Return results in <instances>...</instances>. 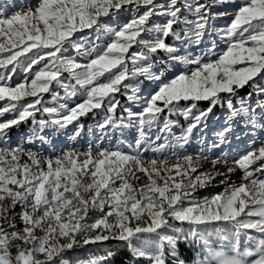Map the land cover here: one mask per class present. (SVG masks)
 <instances>
[{"label":"snow or ice","instance_id":"6c2138e0","mask_svg":"<svg viewBox=\"0 0 264 264\" xmlns=\"http://www.w3.org/2000/svg\"><path fill=\"white\" fill-rule=\"evenodd\" d=\"M117 94L139 110L117 116ZM0 102V264H70L108 242L129 264H264V0H0ZM217 107L209 146L196 133ZM89 114L103 117L99 140L119 134L115 147L44 154L55 137H81ZM237 125L251 143L225 151Z\"/></svg>","mask_w":264,"mask_h":264},{"label":"rangeland","instance_id":"374dc122","mask_svg":"<svg viewBox=\"0 0 264 264\" xmlns=\"http://www.w3.org/2000/svg\"><path fill=\"white\" fill-rule=\"evenodd\" d=\"M122 19H127V15L123 17ZM231 20V15L227 17H223L218 19L215 23L217 26V29H223L227 26V24ZM210 42L206 41L204 45H202L199 48L194 47L193 48V54L194 55H202V52L207 51V46ZM217 47H216V52L217 54L221 53L222 51L226 50L227 44L224 43L223 41L217 40L216 41ZM67 55L75 56V50H70ZM79 60V58L77 57ZM83 62V61H81ZM39 67V66H37ZM24 79V74L18 70L17 74L13 75L11 83L13 86L19 82H22ZM140 78H134L131 83H136L137 80ZM128 83V82H126ZM141 87V92L143 95H147L148 93L152 92L153 89L155 88V85L152 84L151 82L144 81L143 84L140 85ZM60 94L63 95V90H59ZM128 94H131L130 92ZM45 100L49 101L51 103V97L48 94H44ZM116 98L120 102V107L117 108V116L120 115H125L126 113L123 112L124 108H129L132 111H138L139 107L128 101L125 95L117 94ZM76 99V98H74ZM3 102H0L2 104ZM183 104V102H181ZM203 104H199L200 109H205L207 108L208 104L205 105L207 102H200ZM7 118V114L5 116ZM39 118V114H38ZM103 117L102 115H97L95 118L91 114H89L87 117H81V122L84 124V132L81 137H79L76 141H73L69 138V135L65 134L59 137L53 138L54 141V147L45 145L44 146V154L45 155H56L59 154L62 150H67L69 147H77L81 149H86L90 144H99L101 147H115L119 143V134L111 136L109 139H104V140H99L98 138L100 137V132L96 129L95 125L97 121L101 120ZM174 120L178 122V124L183 127L187 125V121L184 120L182 116L177 114L176 116L172 117ZM224 116H223V110L219 107L215 108L212 113L209 114L207 118V127L202 133H196L198 137H203L204 138V143L211 146L212 142L217 140V132L221 130L224 126ZM31 124H21L18 129H13L12 131V137L13 140H18L19 138L23 137L30 129ZM89 127L92 128V132H89L88 129ZM181 127H177L174 129L175 133L178 135L181 131ZM71 130V126L69 131ZM195 132V130H194ZM125 135L128 137L129 142L132 141L133 136L135 135V130H128L126 131ZM239 137L237 139L236 137ZM229 140L231 141L230 144H225L222 145V148L225 151L229 152H239L242 151L243 149L247 148L249 144L251 143V134L243 128L242 125H237L235 127V133L234 135L229 137ZM259 143V141H257ZM255 146V145H253ZM201 147L200 140L196 139L193 140L191 143V146L188 148L189 152H192L194 149H199ZM214 153H219L220 149H213ZM239 175V174H237ZM223 186L219 187H212L210 189L202 190L200 193H197V197L199 199H203L205 196H211L216 194L218 191H222ZM109 243V242H108ZM119 243V242H118ZM119 245H122L121 243ZM108 249V246L106 248H97L95 246H90L87 249H80L78 252L71 254L69 256V261L70 264H88L89 259H83L79 260L81 255H87L89 256L90 259L96 258L99 256H104V253Z\"/></svg>","mask_w":264,"mask_h":264},{"label":"trees","instance_id":"16d2710c","mask_svg":"<svg viewBox=\"0 0 264 264\" xmlns=\"http://www.w3.org/2000/svg\"><path fill=\"white\" fill-rule=\"evenodd\" d=\"M203 104V103H200ZM207 105V103H205ZM118 242H109L108 243V249L104 253V255H109V264H129V261L131 259L129 250L123 246L119 245ZM182 251L185 252V257L190 259L193 253L191 251H187L184 249L183 245L181 246ZM83 259H90L87 255H81L79 260ZM141 264H144L143 261H141Z\"/></svg>","mask_w":264,"mask_h":264},{"label":"bare ground","instance_id":"6f19581e","mask_svg":"<svg viewBox=\"0 0 264 264\" xmlns=\"http://www.w3.org/2000/svg\"><path fill=\"white\" fill-rule=\"evenodd\" d=\"M234 180L236 179L235 177L233 178ZM238 182V181H237Z\"/></svg>","mask_w":264,"mask_h":264}]
</instances>
